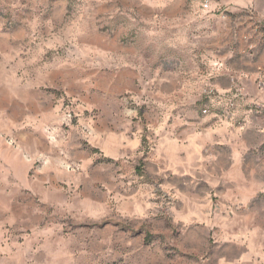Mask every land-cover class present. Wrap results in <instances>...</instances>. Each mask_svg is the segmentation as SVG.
Returning <instances> with one entry per match:
<instances>
[{
    "label": "rangeland",
    "instance_id": "374dc122",
    "mask_svg": "<svg viewBox=\"0 0 264 264\" xmlns=\"http://www.w3.org/2000/svg\"><path fill=\"white\" fill-rule=\"evenodd\" d=\"M263 40L264 0H0V264H262Z\"/></svg>",
    "mask_w": 264,
    "mask_h": 264
},
{
    "label": "crops",
    "instance_id": "0c3cea01",
    "mask_svg": "<svg viewBox=\"0 0 264 264\" xmlns=\"http://www.w3.org/2000/svg\"><path fill=\"white\" fill-rule=\"evenodd\" d=\"M263 42H264V40H263ZM258 44L259 43L257 41H252L249 44V47L252 48V52L255 54L258 53V50L256 49V46H258ZM260 65L261 66L258 67V71H256L255 67L247 70L248 73H250L251 75H252V72H254L253 76L254 77L257 76L258 80L264 79V73L260 69L264 64H260ZM253 76H252V78H254ZM258 88L261 92L264 93V86H259ZM259 105H260L259 102L256 103L257 111H260L258 108ZM252 125L253 124L251 123L250 126H252ZM255 130L250 129V131H249L250 133L245 135V139H246L245 143L247 144L248 147H250L249 150H251L253 147V141H254V139H253L254 135L253 134H254V132H256ZM234 202H237V200L236 201L234 200ZM243 202H244L245 206L249 207V209L246 210L245 215L248 214V216H250L249 226L245 227V230H246L245 235H246V233L250 234L249 236L246 235L248 238V241L246 242V244L250 245V249H248L247 251H248V254L250 256V260H253V261H256V262L263 264L264 263V239L262 240V242H258V240H259V238H264V211H260V212L254 211L252 209V206H255L257 204L253 203V201L251 199H245ZM234 238H237L236 240L239 242L238 236H236ZM256 245H259L258 248H255Z\"/></svg>",
    "mask_w": 264,
    "mask_h": 264
},
{
    "label": "built area",
    "instance_id": "2783aa9c",
    "mask_svg": "<svg viewBox=\"0 0 264 264\" xmlns=\"http://www.w3.org/2000/svg\"><path fill=\"white\" fill-rule=\"evenodd\" d=\"M260 86H264L263 84H260ZM259 106H262V107H264L263 105H259Z\"/></svg>",
    "mask_w": 264,
    "mask_h": 264
}]
</instances>
